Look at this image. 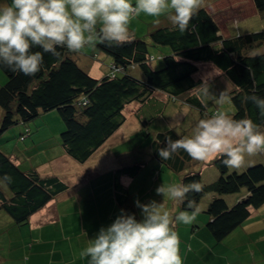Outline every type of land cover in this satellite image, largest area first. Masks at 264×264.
Here are the masks:
<instances>
[{"label":"trees","instance_id":"16d2710c","mask_svg":"<svg viewBox=\"0 0 264 264\" xmlns=\"http://www.w3.org/2000/svg\"><path fill=\"white\" fill-rule=\"evenodd\" d=\"M215 1L201 0L199 11L183 34L166 16L160 17L158 25L152 19L147 31L135 33L131 28L136 22L133 18L125 43L111 47L97 44L79 53L57 48L61 58L44 53L42 70L34 76L13 72L0 64L5 76V82L0 81V178L5 174L12 177V183H0L1 220L5 216L25 226L35 213L71 190L60 175L43 174L39 165L30 164L40 155L34 152L45 149L42 142L49 145L47 138L55 125L59 129L62 122L65 127L61 133L63 150L83 163L123 126L125 110L134 103L143 107L136 110L135 116L145 135H153L149 153L163 166L155 169L156 176L154 172L150 174L142 192L149 190L156 197L160 182H200L202 192L190 193L187 198L200 207L190 225L196 229L202 223L219 243L243 226L252 211L264 206V153H258L255 161L259 163L247 169L227 168L223 156H216L203 168L183 150L171 159L161 160L158 150L165 146L166 138L175 140L184 134L174 128L155 134L149 131L159 115L168 111L165 119H171L168 103L175 106L176 116L191 111L192 119L198 123L195 111L200 119L212 116L215 100L222 94L234 105L229 116L249 118L264 131V117L245 99L253 94L264 98V27L254 30L247 26L240 31L235 25L228 27V13L219 12L217 16L218 12L211 11ZM10 2L0 0V4ZM253 3L256 16L264 20V0ZM95 57L106 66L102 76L91 73ZM203 64L215 67L233 88L224 94L213 83L196 77ZM18 127L20 133L16 135ZM144 167L145 163L139 162L119 168L114 173L113 188L104 190L108 197H114L117 208L135 214L138 220L142 218L133 194L122 184L121 177L134 178ZM165 171L179 178H163ZM158 198L163 201L162 196ZM166 210L172 217L180 211H190L187 200L177 201L175 209L168 200Z\"/></svg>","mask_w":264,"mask_h":264},{"label":"clouds","instance_id":"9594fccd","mask_svg":"<svg viewBox=\"0 0 264 264\" xmlns=\"http://www.w3.org/2000/svg\"><path fill=\"white\" fill-rule=\"evenodd\" d=\"M200 7L201 0H135V4L132 0H11L0 4V64L13 72L34 76L42 70L44 53L61 58L57 48L79 53L97 44L121 45L129 39L131 20L141 13L156 18V25L161 22L160 17L166 16L183 34ZM33 48L42 51L34 52ZM225 99L222 94L218 102ZM245 99L264 117V98L253 94ZM134 104L138 110L143 108L139 103ZM213 110L212 116L198 121L192 136L166 138L165 146L158 150L160 159H171L174 153L183 150L197 161L210 162V158L223 156L227 168L239 169L248 157L264 153V131L259 125L249 118L234 119L216 108ZM141 131L145 135L143 128ZM47 141L49 149L59 146L56 138ZM0 183L10 184L12 177L5 174ZM202 190V184L195 180L187 184L161 183L155 191L163 197L162 202L151 200L144 204L137 199L140 220L121 209L109 226L101 227L88 240L89 246L82 255L90 258L89 264H183L176 226L196 220L200 207L195 200L187 198L190 193ZM169 199L180 203L187 200L190 211H180L172 217L166 210Z\"/></svg>","mask_w":264,"mask_h":264},{"label":"crops","instance_id":"0c3cea01","mask_svg":"<svg viewBox=\"0 0 264 264\" xmlns=\"http://www.w3.org/2000/svg\"><path fill=\"white\" fill-rule=\"evenodd\" d=\"M132 2L135 4V0ZM134 20L136 21L137 19L135 18ZM93 69H95L94 63H92L91 71ZM128 111H132V115L136 112L131 107L128 108ZM138 123L141 128V123L139 121ZM123 126L91 157L94 163L96 160L99 161L100 167L106 166L102 169H108V171L113 172L112 178L105 181L107 185L102 188L101 194L90 195L89 200L84 203L83 198L78 201L77 192L75 191V186H73L71 190L61 194L44 209L35 213L31 217L29 224L25 226H18L13 220L5 216L2 218V221H0V264H89L90 258L82 255L89 246L88 240L94 238L101 227L109 226L120 213L114 197H108L104 190L113 188V183L115 182L114 173L119 168L133 166L137 162H140L124 163L120 159V156H117L109 148L116 141V138L123 134ZM163 127H166V125ZM61 129H63L61 124L59 125V129L55 125L53 133H58V131H62ZM149 131H152L151 127ZM38 132H42V130ZM39 136H42V134L40 133ZM114 136L116 138L111 140ZM55 137L56 135H52L47 139H55ZM42 144L45 146V149L42 151L48 152L49 145L46 142H42ZM59 153L60 155L65 154L64 152L61 153L60 150ZM147 157L155 161L153 169L161 170L163 166L150 153L147 154ZM50 160V158H47L46 162ZM147 167L148 165L146 164L141 172L148 175ZM94 168L91 167L90 169L97 172ZM50 171H52L51 175H60V178L68 184H72L69 181L71 178H75L76 175L80 174L77 171L72 172L70 170L69 176L65 178L68 172L67 169H61L60 172H55V170ZM136 176L134 178L122 176L121 182L124 186L130 188ZM176 204L177 201H174V209ZM176 230L181 241L180 254L182 262L183 258L186 260L192 258V253L200 255L208 253V256L215 254V261H217L223 253H227L224 246L228 245V240L233 241L243 233L251 234L257 230H261V238L264 239V206L259 210L252 211L250 218L243 226L239 227L237 231L231 233L220 243L214 240L209 230L204 228L202 223L196 229L192 228L191 231L187 228H180V224H178ZM251 240L257 241L258 239L251 238ZM240 255L242 256L241 253ZM252 255L254 259H247V256L245 258L234 257L225 263L264 264V247L257 246L256 250L252 251Z\"/></svg>","mask_w":264,"mask_h":264},{"label":"rangeland","instance_id":"374dc122","mask_svg":"<svg viewBox=\"0 0 264 264\" xmlns=\"http://www.w3.org/2000/svg\"><path fill=\"white\" fill-rule=\"evenodd\" d=\"M134 1V0H132ZM253 0H218L214 6L210 7L212 9L211 11L217 13L216 15H219V12L226 14L228 13V27L230 24L235 25V29L240 31L241 29L246 28L247 26H252L255 29L258 30L259 28L264 27V20L262 19V16H256L257 12L254 8ZM259 17V18H258ZM136 18L135 24L132 23L133 31L135 33L137 32H145L149 29L152 19H156L154 17L147 16L144 13L140 14V17H134ZM259 19V20H258ZM157 53V51H155ZM97 57L94 58L93 62L95 64V69L91 71V73L94 76H102L106 69V66H102L100 62L97 61ZM103 73V74H102ZM102 74V75H101ZM199 79L208 82L213 83L217 88L223 92L224 94H227L233 86L231 83L213 66L210 64H203L201 65L200 72L197 74ZM0 81L5 82V76L3 74L2 69L0 68ZM0 82V83H1ZM162 98V97H161ZM164 98V97H163ZM166 100V99H165ZM219 99L215 100V108L217 109V112H223L225 114H232L234 112V105L232 102L227 98L223 102H218ZM130 107L134 110L138 108L137 104H132ZM171 109L170 114L172 115L170 120L165 119V116H169V112L167 111V114L165 113L163 116H160L156 118L151 125V132L152 134L156 133L157 131L163 130V129H169L174 128L178 132H181L184 134V136H192L193 135V129L195 128L197 124V120H193L192 117L193 112L191 111H185L182 116H176L175 112L176 109L175 106L172 105V103H168V109ZM127 120L122 128L123 134L118 136H114L111 140H114L116 138V141L110 145L109 148L114 151V153L118 156H120V159L124 163L133 162V161H146L147 162V170L148 175L146 173H139L132 186L129 188L131 194H133V198L136 201L139 199L141 203L147 204L151 200H156L157 202H161V200L158 198V195L156 197H153V193L151 191H145L142 192L146 187L144 184H147L150 179V174L153 172L155 173V176L157 172L155 169H153V165L155 163L154 160L147 157V154L149 153L151 141L153 138V135L146 136L142 133L140 130V124L138 123V120L136 119L135 114L132 115V111L129 113L128 108L126 110ZM195 117L196 119H200V115L195 111ZM132 115V116H131ZM205 118H208L207 116ZM61 125L63 129L62 131L54 132L52 135H56V139L58 140L59 148L57 145H55V148L47 150L48 152L42 151V153L35 151L34 154H40L37 158H35L33 161L30 162V164L33 165H39V171L43 174H51L52 171L55 170V172H60L61 169H67V173L65 178H67L69 175L70 170L73 172L77 171L80 174L76 175L75 178H71L69 181L72 182L69 183L71 187L75 186V191L77 192L78 201H80L81 198L84 199V203H86L89 200L90 195H97L101 194L102 188L107 185L105 181L110 180L112 178V171H108V169H102L106 166L100 167L98 164L99 161H94L89 159L85 163H78L74 161L72 158L67 157L64 155H60L59 150L61 153H63L61 148V133L65 130L64 124L61 122ZM166 125V127H163ZM172 125V127H170ZM55 129V126H54ZM53 129V131H55ZM16 130V135H19L20 133V127ZM50 135V136H52ZM55 141V140H53ZM4 146V145H3ZM2 146V147H3ZM10 146L7 144V147ZM6 148V147H5ZM94 156V155H93ZM56 157V158H55ZM47 158H50L51 160L46 162ZM256 158H259V155H254L252 157H248L246 159L245 164L240 168H245L249 166H253L256 163H259L258 161H255ZM209 160H212L210 158ZM263 160V159H262ZM46 162V163H44ZM206 161H197L199 166H203V168L206 167L205 164ZM260 162H262L260 160ZM42 163V164H41ZM95 167L94 169L97 170L95 172L94 170L90 168ZM245 168V169H247ZM72 175V174H71ZM172 176H176L179 178V175L170 172L165 171L163 174V178H169L172 179ZM100 185L98 186V184ZM162 183V182H160ZM98 186V187H97ZM74 191V190H72ZM134 201V202H135ZM171 204H174V200L169 199ZM119 211L121 210L118 208ZM138 213L141 216V210L138 208ZM2 221V220H0ZM178 226V225H177ZM180 228H187L189 231L192 230V226L180 224ZM261 230H257L251 234L243 233L239 235L235 240H228V245L224 248L227 251V253H223L217 261L215 258V254L213 256H208L206 254L200 255L196 253H192L193 257L188 258L187 260L183 258V264H223L227 261H229L231 258L234 257H243L245 258L247 256L248 258L254 259V256L252 255V251L256 250V247H264V239L261 238ZM251 238L258 239L257 241L251 240ZM242 254V256L240 255ZM226 264V263H225Z\"/></svg>","mask_w":264,"mask_h":264}]
</instances>
